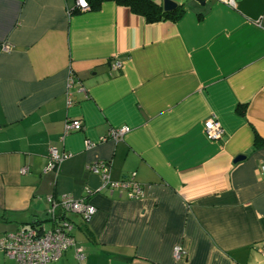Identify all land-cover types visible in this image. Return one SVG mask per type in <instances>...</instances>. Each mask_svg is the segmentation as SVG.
<instances>
[{"label": "crops", "instance_id": "crops-1", "mask_svg": "<svg viewBox=\"0 0 264 264\" xmlns=\"http://www.w3.org/2000/svg\"><path fill=\"white\" fill-rule=\"evenodd\" d=\"M172 1L180 18L150 23L111 0H0V236L67 194L96 212L67 214L84 257L53 264H264V0ZM50 147L71 155L44 171ZM100 160L141 195L99 190Z\"/></svg>", "mask_w": 264, "mask_h": 264}, {"label": "built area", "instance_id": "built-area-1", "mask_svg": "<svg viewBox=\"0 0 264 264\" xmlns=\"http://www.w3.org/2000/svg\"><path fill=\"white\" fill-rule=\"evenodd\" d=\"M225 1L230 5L234 4L233 0ZM75 4L81 11L90 8L87 0H75ZM5 47L8 46L5 45ZM120 66L118 61L111 64L112 69H118ZM80 128L81 123L78 120H73L66 125V131L69 129L79 130ZM128 130L129 128L126 126L111 128L107 137L118 140ZM203 130L205 136L210 140H218L223 134L220 123L214 117H209L203 122ZM90 147L91 143L87 142L86 148ZM70 155V153L59 152L55 147H50L44 171L58 167L61 161ZM88 169L100 176L99 190L124 188L130 197L141 195V188L134 179V173L119 181H112L109 177L110 164L102 160L89 163ZM26 170L23 167L20 172L25 173ZM46 200L49 202V207L44 219L0 236V248L14 259L15 264H53L69 248H73L76 259L80 260L84 257L81 247L76 245L72 234L74 225L67 214L80 216L81 219L88 222L96 212V207L87 198H75L67 194L60 197L47 195ZM179 253L180 248L176 247L174 256L178 257Z\"/></svg>", "mask_w": 264, "mask_h": 264}, {"label": "trees", "instance_id": "trees-1", "mask_svg": "<svg viewBox=\"0 0 264 264\" xmlns=\"http://www.w3.org/2000/svg\"><path fill=\"white\" fill-rule=\"evenodd\" d=\"M90 8L96 9L99 7L101 2L105 0H87ZM118 5H124L129 7V9L136 14L143 16L147 22L153 23L160 20H172L175 21L180 18L183 9L178 7L173 11H163L162 6L159 2L155 0H111ZM264 146V139L255 137L254 148ZM42 219H38L40 221ZM32 224V223H31ZM30 224V225H31ZM34 224V223H33Z\"/></svg>", "mask_w": 264, "mask_h": 264}, {"label": "water", "instance_id": "water-1", "mask_svg": "<svg viewBox=\"0 0 264 264\" xmlns=\"http://www.w3.org/2000/svg\"><path fill=\"white\" fill-rule=\"evenodd\" d=\"M197 1L200 4H203L205 0H197ZM176 7H177V4L172 0H163V2H162L163 11H167V12L173 11L176 9ZM242 158H244L243 155H238L237 157H235L234 161L240 160ZM44 216H46V213L41 215V217H44Z\"/></svg>", "mask_w": 264, "mask_h": 264}]
</instances>
